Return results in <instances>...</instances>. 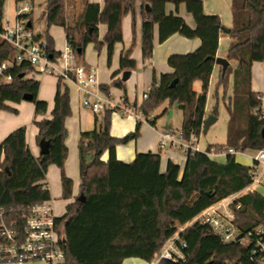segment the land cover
<instances>
[{
    "label": "trees",
    "instance_id": "16d2710c",
    "mask_svg": "<svg viewBox=\"0 0 264 264\" xmlns=\"http://www.w3.org/2000/svg\"><path fill=\"white\" fill-rule=\"evenodd\" d=\"M168 0H104L103 5L90 0H80L81 12L71 20L69 0H47L46 23L63 27L67 42L82 60L86 48L93 43L100 51L108 46V61L111 63L115 46L123 41V19L133 15V41L123 50L120 69H137L131 58L136 44V8L140 3L142 15V54L146 64L154 53V28L159 25L160 41L165 42L174 34L187 38H200L202 44L194 52L173 54L169 65L173 73H164L161 82L150 88L148 99L141 104V110L150 116L165 102L178 104L183 111L182 131L186 140L200 137L204 132L207 94L217 55L222 21L218 14H208L203 0H175L185 2L187 10L197 23L191 28L179 15L167 14ZM6 0H0V19L5 16ZM233 26L232 38L226 57L235 62L220 76L217 88L227 89L232 84V95L225 103L229 119L227 140L223 144L209 145L204 151L188 152L184 173L181 166L169 160L165 172L161 170L162 156L159 152L138 153L132 162L117 157V146L136 140L141 135L142 122L138 121L135 131L118 138L111 134L112 114L108 111L93 129L83 131L78 142L80 163V195L68 205L63 217L55 219L65 251V260L60 264H123L128 258H140L151 262L166 243L165 226L167 215L160 217V237L156 240L143 239L120 243V237L138 219L151 216L160 194L171 201V207L181 211L192 220L204 209L222 199L241 192L254 181L255 165H244L237 161L235 152L259 151L264 148L261 119L262 94L252 90V66L264 61V0H231ZM33 22V16H30ZM106 24L108 30L102 40L99 25ZM50 50L54 51V39L46 33ZM12 47L0 42V65L13 57ZM25 65L9 69L11 82H1L0 111L17 113L8 102L20 103L26 94L33 96L35 115H46L48 102L39 99L41 83L37 79H24ZM117 73L114 75V77ZM232 78V82H231ZM178 81L173 86V82ZM201 82V89H194L195 82ZM112 87L126 92L125 82L119 78L111 84H102L107 94ZM218 96V95H216ZM126 100L127 97L125 96ZM218 105V104H217ZM215 106L213 113L218 115ZM73 114L71 90L58 82L54 108L50 118L34 119L38 128L37 143L45 139L50 142L49 153L36 156L27 142V127L13 130L0 143V210L4 209L3 221L19 233V242L26 238L28 218L32 209L52 199L46 183L50 165L56 164L62 171L63 196L73 195V180L66 174L68 130L66 120ZM151 121V120H150ZM154 123V121H151ZM235 152L232 153L230 150ZM108 151L109 160L102 155ZM227 152V160L220 163L210 158L209 153ZM241 205L240 209H236ZM170 207V208H171ZM235 209L234 223L245 234L259 225H264V194L252 191L232 203ZM142 217V218H141ZM0 217V247L5 244ZM146 232V229H144ZM186 243V247L182 246ZM181 247L184 259L172 261L161 259L158 264H256L251 259L253 243L239 241L224 242L209 223L194 222L175 241ZM10 261H2L7 263Z\"/></svg>",
    "mask_w": 264,
    "mask_h": 264
},
{
    "label": "crops",
    "instance_id": "0c3cea01",
    "mask_svg": "<svg viewBox=\"0 0 264 264\" xmlns=\"http://www.w3.org/2000/svg\"><path fill=\"white\" fill-rule=\"evenodd\" d=\"M24 0H16L15 8L22 3ZM32 6L34 9V17L36 15L37 6L39 7L40 19L46 20L45 17L42 18L43 12H47V0H31ZM38 1V4H37ZM140 1V0H139ZM175 0H168L166 3V13L175 14L183 17L186 23L193 29L197 27L196 20L194 16L188 12L187 6L185 2H181L180 4H176ZM205 11L208 14H218L221 17L222 21V31L220 33L219 39V48L216 56L226 57V52L229 47V44L232 41L230 36V31L233 26L232 22V13H231V0H203ZM90 2H95L103 5L104 0H90ZM69 13L71 20L77 18L79 13L81 12V2L80 0H69ZM53 27V26H52ZM133 15L129 13L122 22L123 28V41L119 42L115 46L114 54L111 63L108 61V46L105 44L100 51H97L94 48V44L91 43L87 46L85 55L83 57V61L94 65L98 71V79L100 84H111L114 80L121 78L123 80L124 71L129 70L130 75L125 82L126 92L122 88L112 87L110 90V94L116 100L127 97L130 102L134 103H143L142 95L146 89L151 88L154 82L160 83L161 76L164 73H173L174 69L169 65V58L173 54H187L190 52L196 51L200 48L202 44V40L200 38H187L180 34H174L165 42L160 41L159 36V25L156 24L154 28V53L153 58L150 63L146 64L143 59L142 54V15H141V7L140 3L136 8V44L133 48L131 58L134 59L137 63V69L130 70L120 69V59L123 50L129 48L133 41ZM51 29V28H50ZM49 34L54 39V48L59 51L56 46V39L50 33ZM108 30V26L106 24L99 25V37L100 40L104 38ZM65 32V30H64ZM56 35L55 31L52 32ZM43 35V34H42ZM46 35V34H45ZM66 36V33H65ZM67 44V37H66ZM66 46V45H65ZM228 59V58H227ZM229 60V59H228ZM230 66H235L234 61H230ZM117 75L114 77V75ZM222 75V67L218 64H215L213 74L210 80V87L207 94V105H206V118L209 115H215L213 113L215 106L213 108L210 107L209 103V94L212 88L215 87V95H220V91H223V99L225 103L228 101L229 97L232 95V84L227 89L223 87L217 88V84L219 82L220 76ZM59 80L57 79V86ZM232 82V78H231ZM67 85V84H66ZM71 90V105L73 114L66 120V127L68 130V137L66 140V144L68 146V158L66 160V174L73 180V195L70 198H65L63 196V186H62V171L56 165H50L47 173V178L42 182L48 184L51 193L52 199L49 202H46L52 208V211L55 217L60 218L63 217L67 212L68 205L75 202L76 198L80 196V185H81V177H80V161H79V149L78 142L80 135L83 131L93 129L96 125V115L90 110L84 108L82 104V94L77 91V89L73 86L69 85ZM194 89L200 91L201 82L197 81L194 84ZM252 90L255 92H260L262 94V107L264 108V61H256L252 66ZM54 89L51 92L50 98H47L48 102V112L46 115H35V104H34V117L29 126H27V142L36 156L40 155V145L37 143V135L38 128L33 123L34 119H42V118H50L52 110L54 108V98H55ZM221 91V92H222ZM41 92V87H40ZM39 92V94H40ZM21 103V102H20ZM9 104V102H8ZM10 105V104H9ZM11 107L18 110L17 113H13L6 110L0 111V143L15 129L19 126L14 124L13 117L10 114H19L20 110L12 105ZM163 114L165 118V126L160 125V120L153 119L155 114ZM89 116H92L94 120H91ZM217 117V115H215ZM98 117V116H97ZM103 118L102 116H99ZM98 117V118H99ZM99 118V119H100ZM205 118V119H206ZM154 121L152 123L151 121ZM149 121H142L141 125V135L138 139L131 141L125 145L117 146V157L124 162H132L138 153H147V152H159L162 156V164L161 170L165 172L167 169V164L169 160H172L178 163L181 168L180 177H182L184 173L185 164L187 161V155L183 153L180 149H173L169 151H162L159 147V138L160 134L165 131H178L182 130L183 125V111L180 109L179 105L173 104L171 105L169 102H165L162 106H160L157 110H155L150 115ZM218 120V117L216 121ZM94 121V122H93ZM215 121V122H216ZM214 122V123H215ZM138 123V119L132 115L128 116H120L117 113L112 114V125H111V134L115 137L122 138L128 135L129 133L135 131ZM12 124L16 126H12ZM200 141V137L198 139V143ZM201 149V148H200ZM235 151L233 150L232 153ZM250 152L249 156L253 159V163L248 166H252L254 164V156L257 151L248 150L243 154ZM236 159L240 163H244L237 158L238 153L235 152ZM227 152L220 153H212L209 154L210 158L218 161L220 163H225L227 160ZM104 162L109 160V152L106 151L101 158ZM165 196V192H162L160 196ZM142 218V217H141ZM192 223L184 225L173 234V236L168 237L167 234V226H165V236L166 243H171L176 241L181 234L189 227ZM148 226V222L144 219H138L136 221L135 226L129 228L118 240L120 243H126L131 241H139L143 239H152L156 240L158 238H153L149 235L148 231L144 232V226ZM161 234V232H160ZM160 237V235H159ZM158 257L156 256L151 262H147L140 258H128L123 264H157ZM1 264H36V263H1Z\"/></svg>",
    "mask_w": 264,
    "mask_h": 264
},
{
    "label": "built area",
    "instance_id": "2783aa9c",
    "mask_svg": "<svg viewBox=\"0 0 264 264\" xmlns=\"http://www.w3.org/2000/svg\"><path fill=\"white\" fill-rule=\"evenodd\" d=\"M30 16H33V22ZM29 23L32 25L29 26ZM0 42L9 44L14 53L13 57L0 65L1 82L13 80V75L6 73L9 69L25 65L27 70L23 74L24 79H37L38 76L46 75L56 77L61 83L75 87L82 94L84 108L98 117H103L111 111L120 116L132 115L141 122L150 120V116H146L141 110L142 103L130 102L125 97L116 100L110 93L104 92L98 79L97 68L86 61L79 60L71 44L67 42L62 51L54 49L52 52L50 50L46 35L36 33L34 30V9L31 0H24L20 3L12 19L5 16L0 19ZM149 91L150 88L144 91L143 101L148 99ZM260 117L264 120L263 107ZM198 139L192 136L186 140L182 130L165 131L160 134L159 147L166 152L180 149L187 155L190 151L193 153L202 151ZM230 151L232 152L233 149ZM254 161L257 162L254 168V181L245 188L248 191L242 193V190L215 202L200 212L192 224L198 220L202 223H209L221 235L224 242L253 243L251 259L256 264H264V225H259L244 235L234 223L236 215L232 207V203L238 198L253 191L251 186H257L256 184L259 185L264 181V148L257 151ZM240 207L241 205H237L236 209ZM5 212L4 209L0 210L1 234L5 241V244L0 247V260L43 259L52 264H60L65 260L62 240L55 229L56 217L49 205L44 203L32 209V214L27 221L26 238L21 243L18 231L3 221ZM182 246L186 247V243L182 242ZM156 256L158 263L163 258L178 261L185 257L181 247L175 245V241L167 243Z\"/></svg>",
    "mask_w": 264,
    "mask_h": 264
},
{
    "label": "rangeland",
    "instance_id": "374dc122",
    "mask_svg": "<svg viewBox=\"0 0 264 264\" xmlns=\"http://www.w3.org/2000/svg\"><path fill=\"white\" fill-rule=\"evenodd\" d=\"M16 0H6L4 13L5 17L13 18L15 16V2ZM38 4V1H37ZM41 15L39 12V7L37 6L36 15L34 17V30L36 33H40L45 35L47 33V23L45 19H40ZM56 32L54 35L52 32ZM50 33L56 39V46L59 51H62L66 45V36L64 32V28L60 26H53L50 29ZM38 81L41 83V92L39 94V99L46 100L50 98L51 92L56 89L55 94L57 92V78L54 76L46 75V76H38ZM222 91V90H221ZM220 91V95H215V87L212 88L209 94V103L210 107L216 106L218 110V120L213 123L206 132H203L200 136L199 147L202 151L206 150L209 145L215 144H223L227 140V130H228V119L229 115L225 106V101L223 99V91ZM10 105L18 108L20 110L19 114H10L13 117L14 124L17 126H29L34 117V103L32 101L23 100L21 103L9 102ZM91 120H94L92 116H89ZM100 118V117H99ZM153 119L160 120V125L165 126V118L163 114H155ZM102 121V118L99 119V123ZM94 122V121H93ZM12 124V126H16ZM18 127V128H19ZM250 152L245 154L238 153L237 158L245 162L244 165H251L253 163V159L249 156ZM236 154V153H235ZM253 191H259L264 194V181L257 185L251 186ZM248 190H243L242 193L247 192ZM171 207V201L165 199L163 195L159 197L158 203L154 205V212L151 216L145 218V221L148 222V226H144L149 235L153 238H159L160 229H159V221L160 217L166 213L167 215V234L168 237L173 236V234L178 230V228L192 223L196 216L189 220L181 211ZM36 263V264H52L46 260L38 259V260H26V261H10L7 263Z\"/></svg>",
    "mask_w": 264,
    "mask_h": 264
},
{
    "label": "water",
    "instance_id": "95a60500",
    "mask_svg": "<svg viewBox=\"0 0 264 264\" xmlns=\"http://www.w3.org/2000/svg\"><path fill=\"white\" fill-rule=\"evenodd\" d=\"M46 15V11L43 12L42 18L45 17ZM32 23H29V26H31ZM211 59L215 62V64H218L222 67V74L224 75L227 71V68L230 66V62L227 58L225 57H220V56H214L211 57ZM130 75V71H124L123 73V80L126 81L128 79ZM23 76V75H22ZM178 80L175 79V81L173 82V86L176 84ZM33 96L31 94H26L24 96V100H28V101H32ZM217 117L215 115H209L204 122V132H206L209 127L216 121ZM262 137L264 139V128L262 130ZM49 147H50V142L46 141L45 139H43L40 142V153L41 154H48L49 153ZM79 200L81 201H85V197L83 195H80Z\"/></svg>",
    "mask_w": 264,
    "mask_h": 264
},
{
    "label": "bare ground",
    "instance_id": "6f19581e",
    "mask_svg": "<svg viewBox=\"0 0 264 264\" xmlns=\"http://www.w3.org/2000/svg\"><path fill=\"white\" fill-rule=\"evenodd\" d=\"M256 185H258V184H256Z\"/></svg>",
    "mask_w": 264,
    "mask_h": 264
}]
</instances>
